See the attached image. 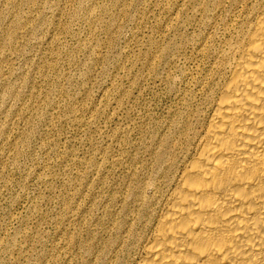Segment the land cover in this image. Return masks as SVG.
Here are the masks:
<instances>
[{"label": "rangeland", "instance_id": "rangeland-1", "mask_svg": "<svg viewBox=\"0 0 264 264\" xmlns=\"http://www.w3.org/2000/svg\"><path fill=\"white\" fill-rule=\"evenodd\" d=\"M262 7L0 0V264H134Z\"/></svg>", "mask_w": 264, "mask_h": 264}, {"label": "bare ground", "instance_id": "bare-ground-1", "mask_svg": "<svg viewBox=\"0 0 264 264\" xmlns=\"http://www.w3.org/2000/svg\"><path fill=\"white\" fill-rule=\"evenodd\" d=\"M218 69L134 264H264V7Z\"/></svg>", "mask_w": 264, "mask_h": 264}]
</instances>
